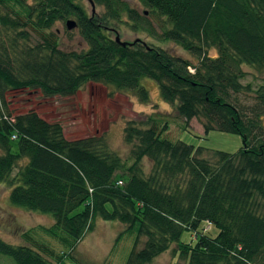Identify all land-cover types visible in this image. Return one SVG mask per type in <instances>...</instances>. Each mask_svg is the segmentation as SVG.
Returning <instances> with one entry per match:
<instances>
[{"label":"trees","instance_id":"obj_1","mask_svg":"<svg viewBox=\"0 0 264 264\" xmlns=\"http://www.w3.org/2000/svg\"><path fill=\"white\" fill-rule=\"evenodd\" d=\"M92 1L104 8L101 14H88L76 0H0V183L10 188V204L50 215L43 231L68 251L99 218L125 230L137 225L134 242L145 238L125 264H149L171 245L185 264H264V83L254 90V105L237 99L251 90L241 83L243 67L264 73V0H137L165 18L160 33L146 12L125 0ZM67 20L75 22L86 50L59 48L50 29ZM122 22L174 42L190 57L141 41L121 45L112 23ZM27 30L40 41L27 43ZM142 78L156 82L160 98L186 123L197 118L205 133L239 134L242 146L208 159L201 147L163 137L166 123L143 127L129 120L123 127V142L131 146L127 164L103 135L69 140L58 121L34 110L12 114L5 94L32 89L71 96L94 82L148 102ZM143 158L151 162L147 174ZM202 222L207 226L198 230ZM211 224L215 236L207 235ZM184 229L194 232L193 242H181ZM0 253L16 264H67L43 244L0 238Z\"/></svg>","mask_w":264,"mask_h":264},{"label":"rangeland","instance_id":"obj_2","mask_svg":"<svg viewBox=\"0 0 264 264\" xmlns=\"http://www.w3.org/2000/svg\"><path fill=\"white\" fill-rule=\"evenodd\" d=\"M81 3L88 14H101L104 8L94 4V11L87 0H76ZM130 7L139 13H145L152 27L157 33L162 27L168 26L165 18L151 15L137 0H125ZM30 2V0H28ZM126 21L125 17L122 18ZM115 35L124 42L132 43L141 41L145 44L161 47L172 54L190 57L182 48L171 41H161L148 36L145 32H134L122 23H112ZM29 40L34 44L39 39V34L27 30ZM59 42V48L65 51L80 52L87 49L86 43L80 37L76 28L67 29L63 22H56L50 29ZM210 55H215V50H209ZM246 76L241 81L243 85L250 84V91H243L237 96L242 106H252L256 103V88L264 83V73L250 67H243ZM140 84L148 91V102L139 101L131 91L120 92L111 85L88 82L71 96H45L38 90L23 89L7 91L6 99L12 114H19L28 110L36 111L48 121H58L63 128L64 136L71 140L82 136L103 135L109 148L114 151L127 164L131 163V146L123 142V127L129 120H134L143 127L155 122L158 126L167 124L162 136L171 140H180L194 148L204 149L203 157L211 159L215 151L236 153L242 146L239 134L211 129L204 132L201 120L192 118L185 122L184 118L176 111L175 105L165 103L159 95L157 84L150 78H142ZM261 125L264 127V116H260ZM15 150V149H14ZM141 166L145 174L150 171L151 162L143 158ZM10 188L0 183V238L14 245L43 244L54 252V257L62 256L67 264H125L133 248H142L145 238L141 237L136 243L137 225L130 230H125V225L117 221L96 219L94 229L88 232L76 247L68 251L55 238L48 236L44 227L52 223L50 215L27 211L12 206L9 202ZM264 216V207L260 210ZM202 222L198 230L205 228ZM207 235L215 236L218 232L214 225H209ZM180 240L191 243L194 232L184 229ZM175 245L155 257L149 264H185L177 251L173 252ZM52 259V258H51ZM0 264H16L11 256L0 253Z\"/></svg>","mask_w":264,"mask_h":264},{"label":"water","instance_id":"obj_3","mask_svg":"<svg viewBox=\"0 0 264 264\" xmlns=\"http://www.w3.org/2000/svg\"><path fill=\"white\" fill-rule=\"evenodd\" d=\"M87 1L89 2L90 6H91V11L93 12V11H94V3H93V1H92V0H87ZM65 24H66V28H67V29H72V28L75 27V22H74L73 20H67V21L65 22ZM114 40H115L116 42L120 43L121 45L128 44L127 42L121 41V40L119 39L118 35H115Z\"/></svg>","mask_w":264,"mask_h":264}]
</instances>
